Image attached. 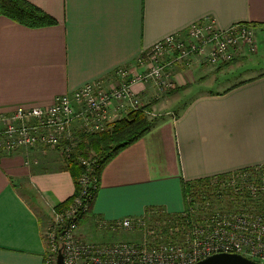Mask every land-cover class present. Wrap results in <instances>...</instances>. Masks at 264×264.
Returning a JSON list of instances; mask_svg holds the SVG:
<instances>
[{"label": "crops", "instance_id": "crops-1", "mask_svg": "<svg viewBox=\"0 0 264 264\" xmlns=\"http://www.w3.org/2000/svg\"><path fill=\"white\" fill-rule=\"evenodd\" d=\"M29 1L56 23L31 27L0 15V114L19 105L47 107L88 83L111 87L120 67L131 76L143 71L148 65L138 58L156 42L206 17L223 29L255 23L256 47L264 41V0ZM257 50L240 49L230 66L176 62L169 93L150 82L133 85L143 105L150 104L144 112L152 127L103 168L84 217L85 238L131 240L130 232L98 229L97 219L137 217L153 208L177 213L185 206V182L264 166V61L256 62ZM249 59L251 68L244 69ZM131 113L113 105L107 130ZM51 148L0 151V264L45 262L44 211L47 216L76 191Z\"/></svg>", "mask_w": 264, "mask_h": 264}, {"label": "built area", "instance_id": "built-area-1", "mask_svg": "<svg viewBox=\"0 0 264 264\" xmlns=\"http://www.w3.org/2000/svg\"><path fill=\"white\" fill-rule=\"evenodd\" d=\"M255 33L250 23L223 29L212 17L197 21L186 32L156 42L148 56L138 58L140 65H148L143 71L131 76L128 68L120 67L111 87L102 81L88 83L57 96L47 107L19 105L11 113L0 114V151L59 146L72 138L77 122L86 133L103 132L113 105L125 113L143 110L134 84L150 82L159 93L167 92L175 86L167 67L176 62L191 66L199 56L210 64L230 63L240 49L255 50ZM160 58L169 60L164 63ZM81 162L86 172L78 178V191L70 207L44 231V264H56L60 249L65 264H194L221 252L238 253L264 263V166L184 187L180 228H176L171 241L163 240L162 228L150 227L145 228L148 234L144 239L100 243L77 236L92 206L86 188L95 169V160L81 158ZM152 210L167 212L161 208L148 212ZM147 213L114 221L97 219V226L107 232L128 230Z\"/></svg>", "mask_w": 264, "mask_h": 264}, {"label": "trees", "instance_id": "trees-1", "mask_svg": "<svg viewBox=\"0 0 264 264\" xmlns=\"http://www.w3.org/2000/svg\"><path fill=\"white\" fill-rule=\"evenodd\" d=\"M0 15L7 16L17 23L31 27L53 25L56 23V20L51 15L47 14L45 11H43L35 4L31 3L29 0H0ZM250 24H252L254 27H256L257 25L255 23ZM144 111V108L143 110L132 111L127 119H122L116 122L111 131H103V133L99 132L101 134L95 133V135L92 136L89 141H86L85 139L79 145L80 149L82 150L81 154H83V156H85L86 158L88 157V148L103 153L99 158L92 159L95 160V169L91 173V183L86 188L87 195L90 196L91 205L93 204L98 193L99 179L102 170L108 163V161H110L126 146L141 138L152 127V122L148 119ZM112 143L114 145H110ZM75 151L72 152L71 158L68 160L66 169L73 176L76 184V190L78 191V178L84 172H86V166L81 162V158H83L81 154ZM207 180L209 179L192 183L185 182L183 184V188L186 186L190 188L202 181ZM73 196L66 202L59 205H63L65 207L73 200Z\"/></svg>", "mask_w": 264, "mask_h": 264}, {"label": "rangeland", "instance_id": "rangeland-1", "mask_svg": "<svg viewBox=\"0 0 264 264\" xmlns=\"http://www.w3.org/2000/svg\"><path fill=\"white\" fill-rule=\"evenodd\" d=\"M255 43H257L256 39H255ZM257 48H260V50H259V53H258L257 57L255 58L256 62H258V60H260V62L264 61V41H263L262 44H260V46L255 47L256 50H257ZM257 52H258V50H257ZM261 57H262V59H261ZM198 59H200V61H202L201 64L203 66H206V67H218V66H221V65L230 66L229 64L231 63V62L230 63H226L227 65L226 64H210V63L205 61L203 56H199ZM168 60H169V58H160V62H164L165 63ZM253 60L254 59H249L247 61V63H249V65H248V67L246 66L244 69L251 68V63L253 62ZM235 64H236V62L233 63V65H235ZM171 66L167 67L168 68L167 70L170 72V74H172ZM241 72L244 73L243 71H241ZM247 73H248V71H247ZM230 75L232 77L231 78L229 77V82H232L235 79V77H233V76H235V74L232 71V72H230ZM243 75H245V73ZM238 76H240V75H238ZM219 85L220 84H216L215 86L217 87ZM167 93H169V92H167ZM144 107L146 109H150V104L144 105ZM172 111H174V109ZM177 111L178 110H176V112ZM148 116L152 117V115H148ZM106 131H108V130L106 129L104 132H106ZM99 134H101V133H99ZM94 135L95 134L86 133L85 131H83V129L79 125V122H77L76 126L72 129V138L66 140L61 145L53 147L51 149H54V150L58 151L59 156H61L60 160H62V163L64 164V167H66L67 163H68V160L71 158L72 152H74L76 150L75 152H79L81 154L82 150L80 149V146H79L81 144V142H83L85 139H86V141H89L90 138L92 136H94ZM110 145H114V144L112 143ZM87 152H88V157L87 158L85 156H83V154H81V156L83 158H86V159H95V158L97 159V158L100 157L101 154H103L102 152L100 153L99 151H95L94 149H91V148H88ZM63 164H62V166H63ZM195 186H197V185H195ZM70 204H71V202L68 203L65 207L63 205L62 206L61 205L57 206L54 210H51L48 213L47 216H45L46 212L44 211L45 214H43L44 215L43 219H44V221H47L46 222L45 231L47 230V228L51 224H53L54 222L57 221V217L60 214L64 213L67 210V208L70 207ZM149 212L133 228H130L128 230L127 229H124V230H119L118 229L115 233H117V232H130V234L134 235L133 239L139 240V239H144L146 234H148V232L145 231V228H150V227L162 228L161 237L163 238V240H166V241L173 240V236H174V234H176L175 233L176 228L177 227L180 228V216H181L180 214L181 213H179V212H177V213H169V212H161V211H157V210H152V212H150V213ZM60 219H61V217H60ZM44 224H45V222H44ZM85 226H86L85 225V220L83 219L82 222H81V225H80V227H79V229L77 231V236L82 237V238L86 237V235L84 234V230H83ZM98 229H101V228H98ZM150 238L153 239V237H150ZM46 239H47V237H46ZM133 239H131L130 241H135ZM155 239L158 240V238H155ZM100 243H102V242H100ZM104 243H111V242H104ZM56 258H57V256H56Z\"/></svg>", "mask_w": 264, "mask_h": 264}, {"label": "water", "instance_id": "water-1", "mask_svg": "<svg viewBox=\"0 0 264 264\" xmlns=\"http://www.w3.org/2000/svg\"><path fill=\"white\" fill-rule=\"evenodd\" d=\"M56 264H65L62 249H60L58 252ZM194 264H264V263L257 262L238 253L221 252V253L212 254L204 259L199 260Z\"/></svg>", "mask_w": 264, "mask_h": 264}]
</instances>
